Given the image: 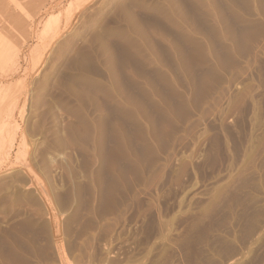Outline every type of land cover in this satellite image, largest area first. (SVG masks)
<instances>
[{"label":"rangeland","instance_id":"rangeland-1","mask_svg":"<svg viewBox=\"0 0 264 264\" xmlns=\"http://www.w3.org/2000/svg\"><path fill=\"white\" fill-rule=\"evenodd\" d=\"M27 1L0 264H264V0Z\"/></svg>","mask_w":264,"mask_h":264},{"label":"bare ground","instance_id":"bare-ground-1","mask_svg":"<svg viewBox=\"0 0 264 264\" xmlns=\"http://www.w3.org/2000/svg\"><path fill=\"white\" fill-rule=\"evenodd\" d=\"M15 1H17V0H15ZM40 1V0H39ZM86 1H88V2H90L91 0H84V1H82L81 3H84L85 4V2ZM20 2V1H19ZM16 3V2H15ZM14 3V4H15ZM30 3V0H28L27 2H26V4H29ZM35 3V2H34ZM13 12V11H12ZM24 12V11H23ZM27 12H29V11H27ZM24 14V13H23ZM2 15V14H1ZM26 15V14H25ZM22 16H24V15H22ZM7 20V19H6ZM49 20V19H48ZM57 20H58V17L57 18H54V19H51L50 18V21H47V23L48 24H46V26H45V30H44V34L46 35V34H51V33H57V31H58V24H57ZM11 21H12V19L11 20H8V22H7V24H6V31H9L10 29H11V25H10V23H11ZM43 23V22H42ZM1 24L3 25V23L1 22ZM19 27V26H18ZM21 28V27H20ZM44 29V28H43ZM42 33H43V31H41ZM8 33V32H7ZM13 33H15V32H13ZM41 33V34H42ZM21 34V33H20ZM9 35V34H8ZM42 36H44V35H42ZM42 36H41V39H42ZM45 37V36H44ZM43 37V38H44ZM12 38V37H11ZM7 50L8 49V46L3 42V41H0V50ZM9 50H7L6 51V53L8 52ZM20 52H21V49H19V51L16 53V52H11V53H9V55L6 57V59L7 60H9V65L11 64V65H16V64H18V59H19V55H20ZM16 70V68L14 69V71ZM14 71H12L13 73L12 74H14ZM10 75V74H9ZM2 93H3V96L0 98V102H2V101H4V99H5V96H6V94H7V90H5V91H2ZM11 96V95H10ZM9 96V97H10ZM15 102H17V100L15 101ZM14 102V103H15ZM13 103V104H14ZM17 107H18V105L15 103L14 105H13V108H12V111H14L15 109H17ZM11 122V121H10ZM9 121H2V122H0V139L2 138V136L8 131V126H10L11 125V123H10ZM11 130V128H9V131ZM3 155H5V153H3Z\"/></svg>","mask_w":264,"mask_h":264}]
</instances>
